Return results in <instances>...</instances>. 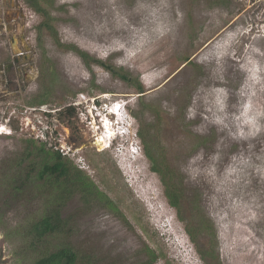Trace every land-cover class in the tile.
I'll return each mask as SVG.
<instances>
[{
  "label": "rangeland",
  "instance_id": "rangeland-1",
  "mask_svg": "<svg viewBox=\"0 0 264 264\" xmlns=\"http://www.w3.org/2000/svg\"><path fill=\"white\" fill-rule=\"evenodd\" d=\"M41 2L55 33L28 0H0V64H16L0 73V264H33L64 244L78 264H137L147 246L157 264H264V0ZM68 45L89 53V64ZM46 90L49 101L34 104ZM116 99L131 116L129 141L98 142L100 122L114 125L106 109ZM141 129L183 178L184 219ZM34 137L67 155L117 209L77 192L63 200V228L36 242L29 230L56 191L44 180L10 187ZM189 226H198V245Z\"/></svg>",
  "mask_w": 264,
  "mask_h": 264
},
{
  "label": "trees",
  "instance_id": "trees-1",
  "mask_svg": "<svg viewBox=\"0 0 264 264\" xmlns=\"http://www.w3.org/2000/svg\"><path fill=\"white\" fill-rule=\"evenodd\" d=\"M31 7L44 18L42 25L48 28L51 33H55V29L52 23L53 16L49 9L44 7L41 0H28ZM69 46V45H68ZM70 49L79 53L83 59L89 64L91 56L86 51H83L76 46H69ZM190 58L187 59L189 61ZM101 65H104L114 75L119 76L125 81L132 82V76L124 68L114 67L106 62L98 61ZM48 67V66H47ZM49 75L51 74L52 82L56 78L55 70L53 68H47ZM140 92H144L140 83L136 86ZM49 101V91L42 92L40 97L34 102V104L43 105ZM69 114H74V108L71 105L69 108ZM139 135L144 141L145 153L152 164V170L158 173L161 177L162 183L165 187L166 196L169 199L170 204L179 210L180 216H182V198L183 191L180 188L182 183V177H180L179 171L170 167L165 159L161 157L159 152H155L151 146L150 141L147 140V135L143 132V129L139 130ZM28 141V147L26 152L21 156V161L17 163V170L12 176L10 187L15 192L22 191V188L30 182H38L44 180L48 182L50 187L54 188L56 194L53 198V205L48 209V212L44 216L33 222L30 228V235L37 242L43 240L46 236L59 232L63 226L65 220L62 217L63 200L71 195L79 192L86 201H90L95 198L97 201L103 202L106 205L117 209L111 200L107 199L106 194L96 186L93 180L87 176L83 170H81L73 161L65 154L54 148H49L45 141H39L38 138H30ZM28 160L30 166L27 170L21 169L22 162ZM38 161V162H37ZM39 166L37 174H34L36 170L35 166ZM47 186V187H49ZM48 188H45V191ZM53 193V192H52ZM55 193V192H54ZM52 198L53 196L50 195ZM184 219V218H183ZM205 227H210L211 224L205 223ZM198 227V226H197ZM194 226L187 227L188 233L192 240L197 243L198 228ZM198 245V243H197ZM203 257L206 259L208 254H211V250H200ZM146 258L143 261H139L137 264H157L159 261V253L150 247L145 249ZM79 254L76 249L64 244L56 250L51 252H44L38 257L33 264H78Z\"/></svg>",
  "mask_w": 264,
  "mask_h": 264
},
{
  "label": "clouds",
  "instance_id": "clouds-1",
  "mask_svg": "<svg viewBox=\"0 0 264 264\" xmlns=\"http://www.w3.org/2000/svg\"><path fill=\"white\" fill-rule=\"evenodd\" d=\"M77 102H80V100L77 101ZM98 104L99 103H97V104L91 103V105L88 107V109H89L88 113H92V111L94 110V113L96 115L97 113L95 111H97V109H95V107ZM107 106L108 107H107L106 111L108 113H112V115L114 117V119H113L114 122L112 120H110V122L111 123L113 122L114 125L111 127L112 130L109 131L108 128H107V125H106V123H108V121L102 123L101 126L104 129V131L102 133V140L104 138L107 139V141L110 140V142H111L110 144L113 145L117 138L120 139V140H122L124 137H125L124 139H129L127 137L129 136V134L132 131L131 130L128 131V129L131 127L132 122H131V120H129V118L131 116L128 114L127 108L124 106L123 102L120 99H116V100L112 101L111 103L108 102ZM102 108H104V105H102ZM125 133L128 134V135L126 136ZM105 148H106V146H105Z\"/></svg>",
  "mask_w": 264,
  "mask_h": 264
},
{
  "label": "flooded vegetation",
  "instance_id": "flooded-vegetation-1",
  "mask_svg": "<svg viewBox=\"0 0 264 264\" xmlns=\"http://www.w3.org/2000/svg\"><path fill=\"white\" fill-rule=\"evenodd\" d=\"M12 62H9L10 64H0V73L4 72V76H7L11 74V71H13L14 67H16L15 59L11 60ZM18 61V60H17ZM19 63V62H18ZM14 73L17 74V71L14 70ZM101 132L103 133V130L101 129Z\"/></svg>",
  "mask_w": 264,
  "mask_h": 264
},
{
  "label": "bare ground",
  "instance_id": "bare-ground-1",
  "mask_svg": "<svg viewBox=\"0 0 264 264\" xmlns=\"http://www.w3.org/2000/svg\"><path fill=\"white\" fill-rule=\"evenodd\" d=\"M79 103H83V101L82 102L80 101ZM101 123L102 122H100V129H102L104 131L103 127L101 126L102 125ZM106 125H107L108 130L111 131L112 128H111L110 124L106 123ZM99 141L101 142L102 141V138L101 139H98V142ZM127 141H129V140L128 139H123L122 141H120V143H123L124 144Z\"/></svg>",
  "mask_w": 264,
  "mask_h": 264
}]
</instances>
